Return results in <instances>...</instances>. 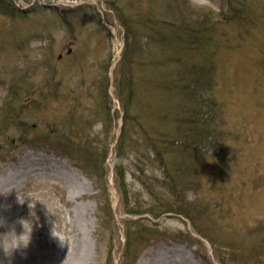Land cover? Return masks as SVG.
I'll list each match as a JSON object with an SVG mask.
<instances>
[{
  "label": "rangeland",
  "instance_id": "1",
  "mask_svg": "<svg viewBox=\"0 0 264 264\" xmlns=\"http://www.w3.org/2000/svg\"><path fill=\"white\" fill-rule=\"evenodd\" d=\"M5 3L19 9L0 10L1 212L35 201L34 228L64 249L76 232L67 180L22 167L32 153L89 184L88 264L168 246L264 264V0Z\"/></svg>",
  "mask_w": 264,
  "mask_h": 264
},
{
  "label": "bare ground",
  "instance_id": "2",
  "mask_svg": "<svg viewBox=\"0 0 264 264\" xmlns=\"http://www.w3.org/2000/svg\"><path fill=\"white\" fill-rule=\"evenodd\" d=\"M22 162V167H28V171L31 172L33 170L36 172L39 169H46L63 175L69 184L68 204L66 205H69L75 211V223L72 219L71 225L72 227H77V230L72 233L68 246L64 249L60 244H57V235L46 231L48 230L46 228H34L31 242L26 249L17 250L11 257L5 256L3 251L0 250V260H3V264H88L92 256L91 230L89 228L92 222L89 216L91 214L89 212L90 206L82 201L79 202L78 199L84 196V189H90L89 184L85 180H80L79 173L75 169L72 171L66 167H62V165L55 164V162L50 166L47 164L49 160L37 157L32 153L25 154ZM20 173L22 174V172ZM20 173L17 174L20 176ZM1 207L0 201V213L5 215L9 220H12V217H8V213L1 212ZM2 230L0 229V231ZM193 263V259L190 255H187L184 248L170 246V248L152 255L145 264ZM138 264H142V261Z\"/></svg>",
  "mask_w": 264,
  "mask_h": 264
},
{
  "label": "clouds",
  "instance_id": "3",
  "mask_svg": "<svg viewBox=\"0 0 264 264\" xmlns=\"http://www.w3.org/2000/svg\"><path fill=\"white\" fill-rule=\"evenodd\" d=\"M0 195H7V193L0 192ZM18 202L23 204L24 199L17 198ZM29 215L19 216L14 220H9L5 215L0 213V250L5 256L11 257L17 250L26 249L32 239V233L35 225L39 222V217L35 212V201H28ZM5 207H10L6 205ZM54 235H56L54 233ZM3 264V260H0Z\"/></svg>",
  "mask_w": 264,
  "mask_h": 264
},
{
  "label": "trees",
  "instance_id": "4",
  "mask_svg": "<svg viewBox=\"0 0 264 264\" xmlns=\"http://www.w3.org/2000/svg\"><path fill=\"white\" fill-rule=\"evenodd\" d=\"M15 9H19V7L13 6V8H12L10 5L5 3V0H0V10L2 12H4V13L9 15V14H13L14 12L16 13ZM207 21H208V24L210 25L211 22L209 21V19L208 18H206V20L204 19V23L205 24H207ZM205 29L206 28H204V31H205ZM205 130L207 131L208 129H205ZM187 213H188V211H187ZM188 214H190V213H188Z\"/></svg>",
  "mask_w": 264,
  "mask_h": 264
}]
</instances>
